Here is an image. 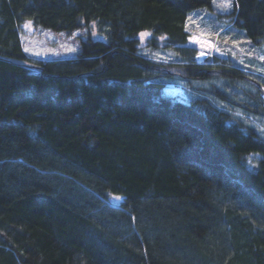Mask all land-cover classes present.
Returning <instances> with one entry per match:
<instances>
[{"label": "trees", "instance_id": "trees-1", "mask_svg": "<svg viewBox=\"0 0 264 264\" xmlns=\"http://www.w3.org/2000/svg\"><path fill=\"white\" fill-rule=\"evenodd\" d=\"M208 7L0 0V264H264V71L196 61L186 21ZM207 13L264 45V0ZM25 19L79 30L75 54H28ZM212 79L237 96L165 90Z\"/></svg>", "mask_w": 264, "mask_h": 264}, {"label": "rangeland", "instance_id": "rangeland-1", "mask_svg": "<svg viewBox=\"0 0 264 264\" xmlns=\"http://www.w3.org/2000/svg\"><path fill=\"white\" fill-rule=\"evenodd\" d=\"M214 7L213 9L212 7H208L204 10L190 13L186 21V27L189 31L187 44L196 48V61L201 62L208 58L212 59L214 62H218L221 59L233 58L240 64L262 73L264 71V45L254 47L248 44L241 33L231 30L229 25H224L226 23L217 27L215 23L211 22L210 15L207 12L216 14L218 11L223 10L217 8L215 5ZM189 17H192L191 21H189ZM28 21L31 20L25 19L20 27L21 42L23 43L24 50L26 48L28 49V51H26L28 54L41 58L70 57L75 54L78 48L79 30L67 33L65 30L43 29L35 26L32 21L31 26L26 28L25 23ZM219 22L223 21L220 20ZM140 33L148 32L141 31ZM140 33V42L144 44L148 35L141 39ZM90 34L95 38L102 37L96 30L94 23L91 24ZM197 40H199L200 43H197ZM209 45L212 46L210 47ZM201 52L204 54L201 55ZM211 83L221 88L223 87L227 93L232 96V99L237 96V89H233L225 80L220 79L202 82L196 81L192 86H188L186 83L182 82L178 84L167 83L165 90L175 97L186 98L188 96L206 94L204 89H197L196 86L209 87ZM208 97L219 106H226L228 110L233 111L235 114H242V110L236 107L232 101L227 102L219 98L217 99L212 95ZM234 100L241 103L240 99ZM248 119L253 122L260 133L264 135V116L248 117Z\"/></svg>", "mask_w": 264, "mask_h": 264}, {"label": "snow or ice", "instance_id": "snow-or-ice-1", "mask_svg": "<svg viewBox=\"0 0 264 264\" xmlns=\"http://www.w3.org/2000/svg\"><path fill=\"white\" fill-rule=\"evenodd\" d=\"M213 4L217 7V8H220L222 10H227L229 8L232 7V0H213ZM192 20V17H189V21ZM31 26V21H28L25 23V27L26 28H29ZM148 33H140V36H141V39H143L145 36H147ZM197 43H200L199 40L196 41ZM210 47L212 45H209ZM25 51H28V49L26 48ZM204 53L201 52V55H203ZM251 163V161H250ZM115 199H120V197H115Z\"/></svg>", "mask_w": 264, "mask_h": 264}, {"label": "water", "instance_id": "water-1", "mask_svg": "<svg viewBox=\"0 0 264 264\" xmlns=\"http://www.w3.org/2000/svg\"><path fill=\"white\" fill-rule=\"evenodd\" d=\"M258 89H259V95L262 99V106L264 108V86L262 84H258Z\"/></svg>", "mask_w": 264, "mask_h": 264}]
</instances>
